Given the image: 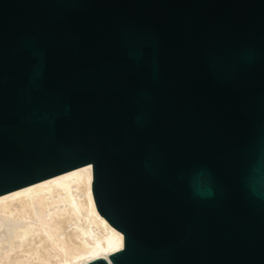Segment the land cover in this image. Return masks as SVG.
Instances as JSON below:
<instances>
[{
	"label": "water",
	"instance_id": "water-1",
	"mask_svg": "<svg viewBox=\"0 0 264 264\" xmlns=\"http://www.w3.org/2000/svg\"><path fill=\"white\" fill-rule=\"evenodd\" d=\"M87 165V264H264V0H0V196Z\"/></svg>",
	"mask_w": 264,
	"mask_h": 264
},
{
	"label": "bare ground",
	"instance_id": "bare-ground-1",
	"mask_svg": "<svg viewBox=\"0 0 264 264\" xmlns=\"http://www.w3.org/2000/svg\"><path fill=\"white\" fill-rule=\"evenodd\" d=\"M92 183L87 165L0 196V264H87L122 250Z\"/></svg>",
	"mask_w": 264,
	"mask_h": 264
}]
</instances>
